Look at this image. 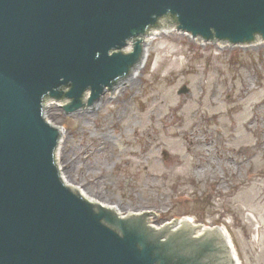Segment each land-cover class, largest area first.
<instances>
[{
	"label": "water",
	"instance_id": "obj_1",
	"mask_svg": "<svg viewBox=\"0 0 264 264\" xmlns=\"http://www.w3.org/2000/svg\"><path fill=\"white\" fill-rule=\"evenodd\" d=\"M170 13L201 39L264 36V0H0V264H234L218 225L90 204L55 165L67 126L47 122L44 99L95 105Z\"/></svg>",
	"mask_w": 264,
	"mask_h": 264
},
{
	"label": "rangeland",
	"instance_id": "obj_2",
	"mask_svg": "<svg viewBox=\"0 0 264 264\" xmlns=\"http://www.w3.org/2000/svg\"><path fill=\"white\" fill-rule=\"evenodd\" d=\"M256 38L230 45L160 32L137 77L126 71L95 105L67 113L55 100L47 109L67 126L55 165L121 213L155 210L149 225L172 217L224 225L241 264H264V41Z\"/></svg>",
	"mask_w": 264,
	"mask_h": 264
},
{
	"label": "bare ground",
	"instance_id": "obj_3",
	"mask_svg": "<svg viewBox=\"0 0 264 264\" xmlns=\"http://www.w3.org/2000/svg\"><path fill=\"white\" fill-rule=\"evenodd\" d=\"M161 24L157 27H153L152 28H149L148 29V32H147V38H146V47H145V52H142V53H139V56H140V62H134L133 63V66H132V70L130 71V74L134 77H137L139 74H141L143 72V69L145 68V66L147 65L149 59H150V54H151V51H152V48H151V41L155 38L156 35H158L160 32L163 33H172V32H178L179 34L181 35H184V36H188L189 38H191L192 40L194 41H198L199 43H208V41L206 39H201V36L200 35H193L192 33L190 32H187V31H183L182 29H180V26H179V23L177 21H174V22H168V17H164L161 21ZM256 41L257 42H262L264 40H262L263 38L260 37V35H257L256 36ZM220 43H225V42H222V41H218ZM104 90H109L107 88H104ZM52 100L48 99L47 102H46V112H45V115L47 116V109L49 107L52 106ZM62 103V102H60ZM49 123L51 124H54L51 120H49L48 116H47V119H46ZM55 125V124H54ZM61 134V137L63 138L64 136V132H60ZM64 140V138H63ZM63 141H60L57 143V146H56V153L55 155L57 156L58 155V151H59V147H60V144L62 143ZM60 172H61V182L63 184H70L71 183V189H77V193L78 195L82 196L88 203L90 204H99V205H107V206H111V207H117L116 205H112V204H108V203H101L99 202L98 200H96L95 198L87 195V193L84 192V190H82L80 187H78L77 185H74L72 182H70L68 180V178L65 176L64 172H62L61 170V167H60ZM140 212V211H138ZM136 212V213H138ZM118 213H121L118 209ZM183 219L185 220H188V221H192L194 222L191 218L189 217H183ZM181 219V220H183ZM151 221V219H150ZM149 221V222H150ZM168 223H172V222H168ZM151 224V223H150ZM222 231H223V234L225 235L226 239L228 242H230V248H231V251L232 253L234 254L233 258H234V264H241L240 263V259L238 257V253L236 252L235 250V247H234V244L232 243V240L230 241V238L229 236L227 235V232L224 231V229L222 228ZM233 246V247H232ZM233 248V249H232Z\"/></svg>",
	"mask_w": 264,
	"mask_h": 264
}]
</instances>
